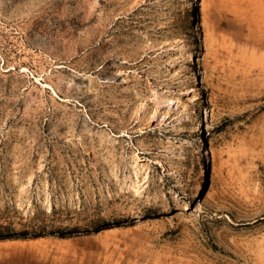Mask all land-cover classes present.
Here are the masks:
<instances>
[{"label":"rangeland","instance_id":"rangeland-1","mask_svg":"<svg viewBox=\"0 0 264 264\" xmlns=\"http://www.w3.org/2000/svg\"><path fill=\"white\" fill-rule=\"evenodd\" d=\"M0 264H264V0H0Z\"/></svg>","mask_w":264,"mask_h":264},{"label":"bare ground","instance_id":"bare-ground-1","mask_svg":"<svg viewBox=\"0 0 264 264\" xmlns=\"http://www.w3.org/2000/svg\"><path fill=\"white\" fill-rule=\"evenodd\" d=\"M195 3H197V0H195ZM196 20H197V19H196ZM200 29H201V24L199 23V21H197L195 32H196L197 38L200 39V41H199L200 44H199L198 47H197L198 53H201V52H202V49H203V48H202V42H201V33H200ZM197 81H199V80H197ZM200 82H201V81H200ZM195 143H196V144H198V143H202V145H204V144H205V140H204L202 137H200V139H198V140L196 139V140H195ZM203 151H204V153L207 155L206 159H207L208 161H210V153H209L207 147H206V149L203 150ZM207 160H206V161H207ZM162 166H164V165H162ZM206 176H207V173L205 172L204 167H203L202 170L200 171V177H201V178H205ZM203 181H205V180H203ZM200 191H201V185L198 186L196 192H195L194 195H193V199H195V198L198 197Z\"/></svg>","mask_w":264,"mask_h":264},{"label":"trees","instance_id":"trees-1","mask_svg":"<svg viewBox=\"0 0 264 264\" xmlns=\"http://www.w3.org/2000/svg\"><path fill=\"white\" fill-rule=\"evenodd\" d=\"M56 210H53L49 215L48 218L54 219V216H56ZM57 221V220H55ZM31 225V224H30ZM28 227V228H26ZM24 229L26 230H22L23 232H34V233H48V232H52V233H57V234H61V228L56 226L55 224H53L52 226H47L46 224H41V225H36V224H32L31 226H24ZM28 229V230H27ZM13 231V230H12Z\"/></svg>","mask_w":264,"mask_h":264}]
</instances>
